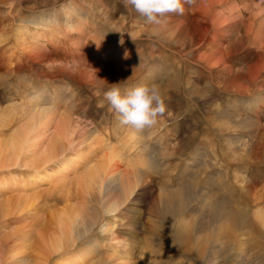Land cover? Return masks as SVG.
Here are the masks:
<instances>
[{"label": "rangeland", "instance_id": "1", "mask_svg": "<svg viewBox=\"0 0 264 264\" xmlns=\"http://www.w3.org/2000/svg\"><path fill=\"white\" fill-rule=\"evenodd\" d=\"M184 9L183 15L172 14L157 27L147 24L131 6L125 7L123 0H0V147L21 130L35 108L48 106L68 123L67 145L74 142L82 151L84 140L93 134L119 148L118 141L132 142L143 130L128 127V131L104 100V92L118 83L122 93L156 84L167 106L161 119L176 128H170L168 136L162 135L161 127L146 128L154 131L146 153L138 156L124 148L135 156L136 165L115 160L108 168L122 173L144 170L145 178L138 198L124 208H132L133 214L118 219L133 227V236L121 237L132 252L114 264H135L139 259L147 264H256L255 229L244 228L231 243L225 235L229 228L215 218L201 262L166 243L162 255L139 253L142 238L156 237L145 232L156 214L160 191L156 180L176 182V177L173 182L163 174L169 154L175 150L186 157L189 136L195 133L198 140L205 125L210 133L204 156L208 167L191 170L190 205L199 207L205 198L208 203L213 198L218 205L248 213L245 221L254 223L256 189L264 186V0H195ZM6 153L8 147L3 161ZM103 154L98 151L93 157ZM55 183L40 189L59 196L68 193ZM25 187L16 166L0 168V264H20V256L33 257L35 241L53 231L51 222L67 204L43 196L22 205L24 210L18 213V197L32 194ZM79 187L74 181L71 190L77 193ZM81 202L75 198L71 204ZM160 237L172 240L169 234Z\"/></svg>", "mask_w": 264, "mask_h": 264}, {"label": "bare ground", "instance_id": "2", "mask_svg": "<svg viewBox=\"0 0 264 264\" xmlns=\"http://www.w3.org/2000/svg\"><path fill=\"white\" fill-rule=\"evenodd\" d=\"M169 95L171 96V94ZM53 110L48 106L35 108L29 115L28 121L23 123L21 130L17 131V134L11 135L10 139L2 144L3 147H0V168L16 166L17 176L22 179L23 183H26L23 190L32 193L18 197V208L20 207L17 208L18 213L24 210L22 205L43 196L67 202L64 209L56 213L57 215L53 213L55 215L54 222H51V225H55L53 231L45 237L40 236L35 241L34 256L31 258L20 256L21 258L19 257L17 261H20V264H114V261L116 263L117 260H126L132 252V247L128 246L125 240H121V237L122 235L133 236L134 232L132 226L127 228L125 223H120V221L118 223V219L125 220L133 214L132 208L129 210H124V208L128 203L138 198L136 194L140 189L139 186L145 180L144 170L137 173H122L108 171V168L113 166L115 160L125 161L130 165L135 162L136 165L135 156L133 158L130 153L135 152L138 156L146 153L149 146L152 145L148 140L149 136L153 135L154 131L145 129L140 133H133L137 136L131 135L134 141L130 142L131 140L128 139L118 141L119 148L113 146L110 141L94 138L93 134H90L84 140L86 146L82 148V151H78L74 147V142L66 144L65 139L67 141L70 135H68V123L60 119V116L58 118ZM166 121L161 119V122L155 126L164 130L163 136L165 134L172 135V129L176 128V125L175 128L167 126ZM205 123H208L206 119ZM202 129V135L198 140L194 132L189 138L187 137L186 157H183L182 154L177 155L178 152L175 150L169 154L163 174L169 176L171 180L176 177V182L167 183L164 179L156 180L160 184V191L155 199L157 204L154 205L156 214L154 219H149L145 229V232L156 237L142 238L144 240H141L139 253L147 254L150 257L162 255V249L166 243L173 249L179 248L184 253H190L195 261L201 262L205 256V242L209 234L213 232V218H215L219 221L222 220L229 228L228 234L225 235H227V241L229 240L231 243L237 240L239 233L243 234L244 228L255 229L258 235L259 249L256 264H264V186L256 189V221L252 220L254 223L245 221L244 216L248 213L236 212L231 206L218 205L213 198H211L213 201L210 199V203L205 198L199 207L190 205L192 191L187 185V180L192 177V175L190 176L191 170L197 165H201L205 169L208 167L204 156L206 157L207 154V152L205 154V147H208L206 139L210 134H208L209 126L205 125ZM128 134L131 133L128 132ZM193 144H196L195 148ZM7 147L8 153L6 154L8 156L3 161L2 155ZM124 148L131 152H124ZM98 151H103L104 154L100 155L99 159H94L93 156L96 157ZM61 170H63V176L59 175ZM206 173L208 172L206 171ZM70 174L73 176L70 177ZM185 174L187 177L184 178ZM74 181L80 186L77 193L71 190ZM55 182H57V188L66 190L68 193L62 192L59 196L55 195L52 190L40 189L45 183ZM75 198L77 200L81 198V206L71 204ZM120 213H125V216H119ZM51 216L53 215L51 214ZM104 216H109V218L105 219ZM179 218L182 221L177 222ZM233 227L240 232L234 230ZM43 229H45L44 225ZM162 234H169L172 236V240L165 241L160 237ZM108 249H112V251L108 252ZM212 255L213 253L209 252V256H207L211 257ZM240 256L242 257V254ZM134 263L147 264V261L139 259Z\"/></svg>", "mask_w": 264, "mask_h": 264}, {"label": "clouds", "instance_id": "3", "mask_svg": "<svg viewBox=\"0 0 264 264\" xmlns=\"http://www.w3.org/2000/svg\"><path fill=\"white\" fill-rule=\"evenodd\" d=\"M123 3L125 7L131 6L147 24L159 27L167 23L170 15H183L184 5L192 6L195 0H123ZM118 84H112L103 96L118 113L121 124L136 131L156 126L167 111L159 86L138 85L122 93Z\"/></svg>", "mask_w": 264, "mask_h": 264}]
</instances>
